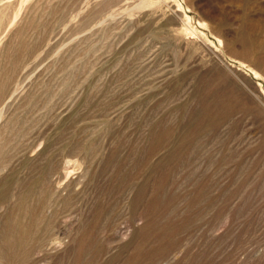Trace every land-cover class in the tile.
Returning a JSON list of instances; mask_svg holds the SVG:
<instances>
[{"label": "rangeland", "instance_id": "rangeland-1", "mask_svg": "<svg viewBox=\"0 0 264 264\" xmlns=\"http://www.w3.org/2000/svg\"><path fill=\"white\" fill-rule=\"evenodd\" d=\"M195 1L0 0V264H264V0Z\"/></svg>", "mask_w": 264, "mask_h": 264}, {"label": "bare ground", "instance_id": "bare-ground-1", "mask_svg": "<svg viewBox=\"0 0 264 264\" xmlns=\"http://www.w3.org/2000/svg\"><path fill=\"white\" fill-rule=\"evenodd\" d=\"M193 6H194V10L199 14V15H201V17H203L206 21H204V23H206V24H216L218 21L220 22V21H222V18H221V16L218 14L217 16L216 15H213L212 13H211V11L210 10H208L207 8H205V6L204 5H202L201 3H200V1H195L194 0V3H193ZM264 12V11H263ZM260 16H262V17H264V14H262L261 13V15ZM263 20V19H262ZM264 21V20H263ZM243 22V21H242ZM246 23V22H245ZM200 24V23H199ZM264 24V23H263ZM234 25V24H233ZM242 25H244V24H242ZM244 27H245V25H244ZM207 29V28H206ZM243 31H242V33H240V32H238L239 33V35L240 34H243V32H245L244 31V29H242ZM246 30V29H245ZM253 30V29H252ZM249 31V30H248ZM233 35H237V30L236 31H234V32H232V39L230 38V35L228 34V32L226 31V32H224V38H225V40H224V42L226 43V44H228V42H230L231 43V45H233V46H236L238 49H240V50H244V47L238 42V40H234V38H233ZM244 35V34H243ZM242 35V36H243ZM241 36V35H240ZM242 38V37H241ZM240 39V38H239ZM243 40V39H242ZM244 43V42H243ZM264 44V43H263ZM262 45V44H261ZM258 50V49H257ZM243 66V65H242ZM250 70V69H249ZM253 71V70H252ZM254 72V71H253ZM260 75V74H259Z\"/></svg>", "mask_w": 264, "mask_h": 264}]
</instances>
